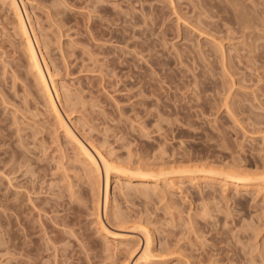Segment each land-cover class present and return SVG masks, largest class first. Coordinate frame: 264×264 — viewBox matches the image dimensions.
Returning a JSON list of instances; mask_svg holds the SVG:
<instances>
[{
    "label": "rangeland",
    "instance_id": "374dc122",
    "mask_svg": "<svg viewBox=\"0 0 264 264\" xmlns=\"http://www.w3.org/2000/svg\"><path fill=\"white\" fill-rule=\"evenodd\" d=\"M14 1L77 138L114 165L166 175L112 174L111 216H100L132 241L103 234L93 173L0 0V264H134L144 229L151 264H264V0ZM186 169L254 181L172 174Z\"/></svg>",
    "mask_w": 264,
    "mask_h": 264
},
{
    "label": "bare ground",
    "instance_id": "6f19581e",
    "mask_svg": "<svg viewBox=\"0 0 264 264\" xmlns=\"http://www.w3.org/2000/svg\"><path fill=\"white\" fill-rule=\"evenodd\" d=\"M12 8H13L14 15L16 17L18 31L21 34V36H22V38L24 40V43H25L26 53L28 55L30 67H31V69H32V71L34 73V76H35L38 84L41 87V90L43 91L44 98H45V101L47 103L46 105L48 106V109L50 110V112L54 116L56 124L61 129V131L63 132L65 138L77 148L79 154L83 158V162H84L85 166L87 168H89V172L90 173H93V178L94 179H92V178L91 179L94 180V184H92V186L94 185L93 187L95 188V191L93 190V192H95L94 194H96V196H95L96 197L95 198L96 199V201H95L96 205L95 206H96L97 213H98L97 217L99 219L98 221H99L100 229L103 230V234H105L109 238L111 237L114 240H117L119 242H125V243L127 242L128 243V242L132 241V239H130L131 237H129V235L117 234V233L109 232L107 227L102 222V219H101V216H100V211L104 212L105 218H108L109 217L108 215L111 216V214H109V210H110L109 208L111 207L110 206L111 205V198H110V191H109L111 175L114 174L116 176L115 181H117L119 183H120L121 180L131 181V180L134 179L135 181L144 184V183H150V182H153V183L156 182L157 183L158 181H161L163 179L162 178L163 176L165 177L166 173L163 172V171L152 172L153 170L151 172L149 171V173H148L145 170H143L142 167L138 168V169L136 168L135 170H133L130 167L126 168V167H122V166H119V165H114V163L113 164L110 163L98 150L93 148L92 149L93 151H91L90 149H88V147H86L77 138V136L73 133L72 129L70 128V126L68 125V122H67V121H69L68 119H70V116H71V115L69 116V113H68L69 107H68V110L66 108H64L65 106L63 108L61 107L62 108L61 110H63L62 112H64L65 117L62 116V113L60 112L59 106H61L62 103L64 102V100L62 102V99H63L61 97L62 93L60 94L61 91H59L58 87L56 86V84H55V82L53 80V77H52V74H51V72L49 70V67H48V64L46 62V59L43 56L42 52H40L41 48H40V42H39V40L37 38V34L36 35L34 34L35 32H34V29L32 27L31 28L28 27V25L24 21V18L22 17V14H21V11H20L18 5L16 4V2L14 0H12ZM30 34H33V38L30 37ZM220 48L223 49V47L221 45H220ZM224 58H225V56H223L222 59L224 60ZM109 63L114 64L115 62L113 60H111V61H109ZM227 68L228 67L224 64L223 65V69H227ZM140 102H142V101H139V103ZM140 104L143 105V103H140ZM228 110L231 112L230 109H228ZM235 114H236V112H235ZM65 118H67V119H65ZM94 153L96 154V156L94 155ZM181 169H183V168H181ZM219 169H221V168H219ZM172 171H170V172H172ZM195 172H198L199 174L202 173V174H204L205 176H208V177L215 176L216 178L217 177L218 178H225L224 180L232 182L233 184L235 183V187H238L239 185L242 186V187L248 186V184H250L249 183L250 181H254V179L249 178L248 176H245V175H242V174H233L232 172L230 174H226V172L222 173V171L221 172H216V171H213V170H199V171H197V170H194V169L193 170L192 169L191 170L190 169H186V170H179V171L176 170L175 172H172V174H175V176H177V175H180V176L183 175L184 176V175H188V174H191V173H193V175H195L194 174ZM204 175H202V178H203ZM191 177H192V175H191ZM189 179L191 181V178H189ZM207 179H209V178H207ZM258 179H261V178H258ZM203 180H204V178H203ZM89 181H91V180H89ZM261 181L264 182V179L260 180L259 182H261ZM91 183H92V181H91ZM227 185H230V183L227 184ZM119 219H121V218L116 217L115 219L113 218V220L112 219H110V220L111 221L115 220V221H117L116 223L122 222V220H119ZM121 224H119L120 227L124 225V223H123V225H121ZM142 232H143V236H144L143 237L144 238V241H143L144 243L142 242L143 245H144V247L142 246L143 247V252L138 257V259L135 261L134 264H141V263H143V264H151L152 263L151 259L153 261V259H155L157 257V256H154L155 254L152 255V250H151L152 249L151 248L152 247V237H151V234H150L149 230L144 229V230H142ZM133 250H134V248H133ZM137 250L136 251H131L130 256L128 255L129 256V258H128L129 260H131L133 258V256H135V254L137 253ZM129 251H130V249H129ZM153 256L155 258H153Z\"/></svg>",
    "mask_w": 264,
    "mask_h": 264
}]
</instances>
